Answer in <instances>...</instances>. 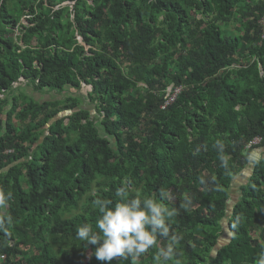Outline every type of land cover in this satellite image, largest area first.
Returning a JSON list of instances; mask_svg holds the SVG:
<instances>
[{"label": "trees", "instance_id": "trees-1", "mask_svg": "<svg viewBox=\"0 0 264 264\" xmlns=\"http://www.w3.org/2000/svg\"><path fill=\"white\" fill-rule=\"evenodd\" d=\"M84 83L96 115L79 106ZM171 85L184 89L163 109ZM24 87L69 93L39 101ZM123 184L167 193L180 264H258L264 0H0V190L13 194L0 219L14 220L0 230V264H104L75 232L95 225L93 193L115 202ZM156 251L136 264H155Z\"/></svg>", "mask_w": 264, "mask_h": 264}, {"label": "clouds", "instance_id": "clouds-1", "mask_svg": "<svg viewBox=\"0 0 264 264\" xmlns=\"http://www.w3.org/2000/svg\"><path fill=\"white\" fill-rule=\"evenodd\" d=\"M215 146L222 165L227 169L228 159L224 145L216 142ZM248 159L255 162L257 158L249 155ZM201 183L204 181L201 180ZM130 192L128 184L121 185L116 189L118 199L115 202L94 192L91 207L99 216L94 226L85 222L76 228L77 239L86 245L96 246L95 258L104 264H111L113 260L119 264L120 261L136 264L154 247L157 248L155 264H180L176 258V249L183 237L171 230V218L176 215V210L161 202L168 199L167 193L161 192V199L157 200L151 196H142L139 192ZM12 197L10 191L0 190V209H6ZM185 201L182 207L191 203L188 198ZM13 223L11 215L5 216L0 219V230L6 232V228ZM158 238L167 240V244L158 247ZM258 264H264V252L259 254Z\"/></svg>", "mask_w": 264, "mask_h": 264}, {"label": "rangeland", "instance_id": "rangeland-1", "mask_svg": "<svg viewBox=\"0 0 264 264\" xmlns=\"http://www.w3.org/2000/svg\"><path fill=\"white\" fill-rule=\"evenodd\" d=\"M28 17L29 16H24L22 18V22L25 23V24H28ZM17 31V30H16ZM18 32V31H17ZM18 34V33H17ZM21 81L16 83L15 86H23L25 85V80L23 78L20 79ZM25 90H27V93L32 96L34 99L36 100H39V101H43V100H46V99H57V98H63L65 97L66 95H68L69 91H64L61 95V93H56L55 91H51V92H48V93H40V92H35V90H33L31 87H24ZM88 89H91L90 88V85H87V84H83L82 85V90L80 92H78V94L80 96H82V102L80 103V107H85V108H88L91 110L92 114L93 115H96V112H97V108H96V105L94 103H92V101L90 100V98L88 97V93L90 92ZM70 92H74L71 88H69ZM77 94V95H78ZM256 152V153H255ZM254 152V156L257 157L260 152H261V149H257L256 151ZM259 157V156H258ZM248 171V169H247ZM247 171H245L247 173ZM248 174V173H247ZM246 180V179H245ZM244 182V180L241 181V183ZM237 193V190L235 188L232 187L231 189V194H235ZM238 194V193H237ZM236 196V195H235ZM236 198H238V195L236 196ZM237 200V199H236ZM3 257V256H2ZM4 259V258H3Z\"/></svg>", "mask_w": 264, "mask_h": 264}, {"label": "water", "instance_id": "water-1", "mask_svg": "<svg viewBox=\"0 0 264 264\" xmlns=\"http://www.w3.org/2000/svg\"><path fill=\"white\" fill-rule=\"evenodd\" d=\"M257 158H259V157H257ZM250 164L251 165H253V162H250ZM245 170H247V169H245ZM246 180H245V179ZM247 177H244V175H243V173L241 172L240 174H238L235 178H234V180H233V188H235L236 190H237V188H238V184H242V183H244L245 181H247ZM242 180H244V182H242L241 183V181ZM238 195L237 193H235V194H231V197L227 200V204H228V214H230L231 212H232V210H233V208H234V205L238 202V198H239V195H238V198H236V196ZM237 199V200H236ZM224 222H225V228H226V236H230L231 234H230V230H229V226H228V224H227V220L224 218ZM225 238L223 237H221L220 238V240H219V242L217 243V246H216V248H215V250H214V253H216L217 251H218V249L219 248H221V247H223L225 244H227L228 242L227 241H225L224 240Z\"/></svg>", "mask_w": 264, "mask_h": 264}, {"label": "built area", "instance_id": "built-area-1", "mask_svg": "<svg viewBox=\"0 0 264 264\" xmlns=\"http://www.w3.org/2000/svg\"><path fill=\"white\" fill-rule=\"evenodd\" d=\"M184 89V86L179 85V86H169L167 88V91L165 93V101L164 103L161 105V108L165 109L167 106H169L171 103H173L178 94H180L182 92V90ZM262 142V139L260 137H256L255 139H253L251 142L248 143L247 147H252V146H256L258 144H260Z\"/></svg>", "mask_w": 264, "mask_h": 264}, {"label": "crops", "instance_id": "crops-1", "mask_svg": "<svg viewBox=\"0 0 264 264\" xmlns=\"http://www.w3.org/2000/svg\"><path fill=\"white\" fill-rule=\"evenodd\" d=\"M255 153H256V152H255ZM259 155H260V154H259ZM259 155H258V156H259Z\"/></svg>", "mask_w": 264, "mask_h": 264}]
</instances>
